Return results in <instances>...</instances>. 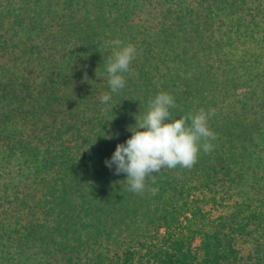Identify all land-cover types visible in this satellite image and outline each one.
Returning a JSON list of instances; mask_svg holds the SVG:
<instances>
[{
	"label": "trees",
	"instance_id": "trees-1",
	"mask_svg": "<svg viewBox=\"0 0 264 264\" xmlns=\"http://www.w3.org/2000/svg\"><path fill=\"white\" fill-rule=\"evenodd\" d=\"M162 91L218 138L140 195L105 161ZM0 264H264V0H0Z\"/></svg>",
	"mask_w": 264,
	"mask_h": 264
},
{
	"label": "clouds",
	"instance_id": "clouds-1",
	"mask_svg": "<svg viewBox=\"0 0 264 264\" xmlns=\"http://www.w3.org/2000/svg\"><path fill=\"white\" fill-rule=\"evenodd\" d=\"M105 48L111 49L105 62L107 83L111 93H118L125 88L127 76L133 74L131 65L139 53L135 45L119 39L108 42ZM111 93L103 94L101 102H110ZM176 107L174 96L168 92L149 99L147 111L136 116L135 125L128 126L132 135L118 144L111 159L105 161L109 168L115 165L116 174H126L128 191L143 195L163 169L191 170L201 153L213 151L218 136L210 120L215 110L199 109L175 118L172 110Z\"/></svg>",
	"mask_w": 264,
	"mask_h": 264
}]
</instances>
